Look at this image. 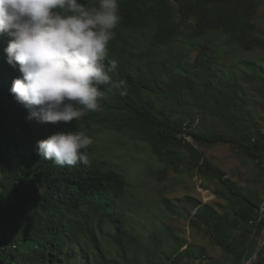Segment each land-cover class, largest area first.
Returning a JSON list of instances; mask_svg holds the SVG:
<instances>
[{
  "label": "trees",
  "instance_id": "obj_1",
  "mask_svg": "<svg viewBox=\"0 0 264 264\" xmlns=\"http://www.w3.org/2000/svg\"><path fill=\"white\" fill-rule=\"evenodd\" d=\"M259 1L176 0L174 5L170 0H119L121 21L105 63L117 61L110 75L123 85L101 86L106 92L101 109L70 125L29 118L30 110L11 93L22 73L18 64L8 63L4 49L9 37L0 35V264H91L79 237L91 242L99 264H142L132 259L143 243L136 228L140 217L131 213L124 197V175L99 160L92 145L87 166L61 167L37 154V141L53 132L89 135L91 126L129 132L148 143L163 175L186 169L218 181L217 193L228 201V209L220 212L189 199L195 211L192 225L204 227L231 264H247L264 232V197L238 186L186 137L201 145L235 147L264 177V63L249 59L227 66L201 46L190 64L180 54L165 58L156 49L168 46L189 26L196 38L220 32L227 47L264 52V35L254 22ZM139 33L147 43L141 53L129 39ZM194 110L216 119L223 131L189 126ZM166 203L177 214L171 201ZM99 232L116 246L117 258L104 252ZM174 237L168 264H214L207 263L204 250L186 248V241ZM147 257L151 261L157 253L147 252ZM255 264H264V249Z\"/></svg>",
  "mask_w": 264,
  "mask_h": 264
},
{
  "label": "rangeland",
  "instance_id": "obj_2",
  "mask_svg": "<svg viewBox=\"0 0 264 264\" xmlns=\"http://www.w3.org/2000/svg\"><path fill=\"white\" fill-rule=\"evenodd\" d=\"M170 1L176 5V0ZM254 22L264 35V0L257 3ZM197 37L192 34V28L186 26L183 28L182 36L171 41L168 46L156 50L165 58L180 54L183 60L190 64L197 60L201 46L207 47L210 55L227 66L249 59L264 63V52L245 51L236 46L227 47L225 35L220 32H208ZM129 39L138 53L146 50L147 43L142 33L133 34ZM257 112L260 117L263 115L259 106ZM192 115L187 124L195 130L223 131V126L205 113L194 110ZM261 118L264 125V119ZM88 134L93 140L95 156L104 161L108 168L124 175L128 181L124 197L131 206L133 211L131 213L140 217L136 228L143 243L142 249L133 251V260L142 264H168L167 256L176 245L173 239L176 236L187 242L186 248L190 245L196 251L204 250L207 263L231 264V257L213 243L211 237L205 233L204 227L196 228L192 225L195 211L189 199L200 204H210L220 212L228 209V201L217 193L221 185L218 181L201 177L197 171L189 172L186 169L183 173L171 169L163 175L162 167L156 160L151 146L129 132L91 126L88 127ZM186 139L204 158L222 169L238 186L264 197V177L259 166L247 158H242L235 147L226 144L201 145L189 136ZM184 153L187 154L188 150L184 149ZM167 200L171 201L178 211L177 214L168 209ZM99 235L104 252L112 258H117L115 252L117 248L113 242L108 237L101 236L100 232ZM263 239L264 232L260 243ZM79 245L88 251L89 263L99 264L95 258L96 250L86 237H79ZM144 247L147 248V252H156L157 257L148 261ZM185 262L204 264L202 260Z\"/></svg>",
  "mask_w": 264,
  "mask_h": 264
},
{
  "label": "clouds",
  "instance_id": "obj_3",
  "mask_svg": "<svg viewBox=\"0 0 264 264\" xmlns=\"http://www.w3.org/2000/svg\"><path fill=\"white\" fill-rule=\"evenodd\" d=\"M120 21L119 0H0L4 52L22 73L11 93L30 119L70 125L101 109V86L123 85L110 75L117 61L105 63ZM92 143L84 131H56L37 141V154L61 167L87 166Z\"/></svg>",
  "mask_w": 264,
  "mask_h": 264
},
{
  "label": "water",
  "instance_id": "obj_4",
  "mask_svg": "<svg viewBox=\"0 0 264 264\" xmlns=\"http://www.w3.org/2000/svg\"><path fill=\"white\" fill-rule=\"evenodd\" d=\"M263 249H264V239L259 244V247L257 248L256 252L253 254V256L250 258V260L247 262V264H255L259 254L262 252Z\"/></svg>",
  "mask_w": 264,
  "mask_h": 264
}]
</instances>
